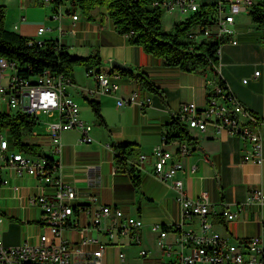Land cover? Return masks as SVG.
Returning a JSON list of instances; mask_svg holds the SVG:
<instances>
[{
	"label": "crops",
	"instance_id": "0c3cea01",
	"mask_svg": "<svg viewBox=\"0 0 264 264\" xmlns=\"http://www.w3.org/2000/svg\"><path fill=\"white\" fill-rule=\"evenodd\" d=\"M0 4L5 5L9 16H12L6 28L35 39L55 40L72 54L98 55L100 62L97 66L101 70L112 69L114 60L128 65L135 72L142 73L158 89L151 90L144 83L121 75L118 78L120 88L115 93L99 92L95 79L86 73L84 65L73 67L68 92L79 104L80 117L91 124L93 139L82 141L76 128L62 132L60 175L77 190L75 206H88V196L93 194L97 197L95 205L119 206L132 216L143 219V225L137 229L141 241L134 243L129 235L109 239L104 231L108 221L94 225L87 212L75 209V223L62 232L66 239L80 248L73 256L75 264H83L82 261L92 256V251L97 248L93 240L81 243L83 239L90 238L106 243L102 255L106 264H154L152 258L176 259L180 252L176 239L192 223L185 221L183 227L175 225L181 216L177 192L172 181H164L154 175L153 147L161 142L162 134L172 121V114L180 113L184 102L205 103L212 83L217 81L214 71L200 74L166 64L164 57L131 43L129 34L120 33L105 6L94 8L91 18L77 11L78 17L74 19L68 3L54 7L53 3H44L43 0H0ZM58 8L62 12L54 17L53 13ZM40 26L45 29L38 34ZM233 26L237 42L227 40L220 44L219 69L221 77L246 109L263 122L248 124L260 130L264 154V42L261 41V30L247 12L237 14ZM256 70H259L257 75L254 73ZM244 78H247L246 82ZM7 81V75L0 77V83ZM132 91L137 92L139 99L148 102L143 106L137 101L118 103ZM87 98L99 102L105 123L99 121ZM15 110L0 100V111L9 113ZM56 117V113L41 115L26 138L39 145L44 154L51 152L46 126ZM187 132L192 138L183 139L190 147L188 155L178 154L180 139H173L164 145L183 163V169L176 176L183 180L186 193L194 198L204 191L207 193L210 207L218 211L210 213L209 218L221 234L230 240L262 235L260 244L264 248V202L237 208V203L245 200L250 188L264 189V163L243 160L251 145L239 136L215 131L211 127L205 130L187 127ZM1 133L13 141L8 129H2ZM113 142L137 143L139 155H146L143 160L138 156L135 162L140 173L139 188L134 186L129 173L116 169ZM52 189L34 175L18 174L13 166L0 160V235L5 244L38 240L44 231V215L41 207L31 198ZM224 206L236 212L234 218L228 219L219 212ZM156 222L167 231L163 240L171 245L170 254L157 242L159 232L152 229ZM142 248L148 250L151 260L140 256ZM118 251L125 253L123 260L118 258Z\"/></svg>",
	"mask_w": 264,
	"mask_h": 264
},
{
	"label": "built area",
	"instance_id": "2783aa9c",
	"mask_svg": "<svg viewBox=\"0 0 264 264\" xmlns=\"http://www.w3.org/2000/svg\"><path fill=\"white\" fill-rule=\"evenodd\" d=\"M52 3V0H43ZM253 0H217L216 10L209 22L197 23L188 31L192 40L216 39L220 42H237L234 21L237 14L247 12ZM153 4L160 5L163 10H178L190 15L201 4L197 0H154ZM74 19L78 17L76 4L68 3ZM62 10L58 8L53 13L58 17ZM184 19V18H182ZM45 27L38 28V34ZM39 43L43 39H36ZM221 44V43H220ZM220 46V45H219ZM219 47L217 48V56ZM213 71L217 81L212 83L206 101L199 105L195 101L184 102L180 108V117L187 127L205 130L208 127L215 131H226L249 141L251 149L244 153L243 160L259 164L264 163L263 137L259 129H253L248 122L262 124L261 119L250 112L231 89L229 84L221 77L219 64L213 63ZM97 83V91L115 93L120 84L118 78L121 74L115 70H101L94 66L86 69ZM255 75L259 74L256 70ZM7 75V83H0V100L5 101L11 109H23L36 117L38 122L41 115L57 114L56 119L47 123L46 129L49 137L51 152L36 155L19 149L13 141L5 137L0 130V160L13 166L18 174L29 173L45 185L51 186L50 192L44 191L31 198L42 209L44 231L40 233L36 242L24 241L15 245H7L0 235V264H75L73 256L80 251L79 246L66 239L62 232L75 223L73 217L75 209L85 211L90 215L91 223L100 224L108 221L104 231L109 239L117 236L129 235L132 242L139 243L141 236L137 229L143 225V219L132 216L122 207L102 204L95 205L96 195L88 196V206L85 204L75 206L77 198L76 188L67 183L60 175V155L62 149L61 135L64 130L76 128L80 131L82 141H92L90 123L84 121L80 115V107L73 96L68 92L72 78L64 74H54L47 69L33 78L23 77L16 72V62L0 56V77ZM244 82L247 78L243 79ZM138 102L141 106L148 100L139 99L137 92L132 91L127 98L118 100L119 104ZM165 133L161 142L153 147L154 164L153 173L164 181H172L177 192V199L181 207L180 219L176 221L177 227H183L185 221L192 223L184 229L176 239L180 246L179 256L174 259L163 257L152 258L154 264H264V248L261 246L262 235H254L245 239L230 240L213 227L209 218L212 212H218L210 207L207 193L204 191L199 197L189 196L184 182L178 178L177 172L183 169L180 158H176L165 148ZM177 152L185 156L190 153L186 140L179 142ZM145 154H140L143 160ZM6 182V180H5ZM264 202V189L252 187L249 189L244 201L237 203L241 209L244 204ZM228 219L235 217L236 212L229 207L219 211ZM152 229L159 232L158 244L170 254V244L164 242L167 234L164 226L153 223ZM1 233V231H0ZM264 236V232H263ZM95 241L97 248L92 256L85 258L83 264H106L102 255L106 243L97 239H83L81 243ZM140 256L151 260L146 249H140ZM118 258L123 260L125 253L118 251Z\"/></svg>",
	"mask_w": 264,
	"mask_h": 264
},
{
	"label": "trees",
	"instance_id": "16d2710c",
	"mask_svg": "<svg viewBox=\"0 0 264 264\" xmlns=\"http://www.w3.org/2000/svg\"><path fill=\"white\" fill-rule=\"evenodd\" d=\"M154 0H52L54 7L64 3L76 4L77 10L86 17H92V10L105 6L112 18L115 28L120 33L129 34V41L141 45L144 50L162 56L166 64L178 66L184 70L206 74L213 70V63L219 62L216 54L220 41L216 39L192 40L188 31L197 23L209 22L216 10V1L201 2L200 7L184 19L175 20L171 27L165 29L162 24L163 8L153 4ZM247 14L261 30L264 42V0H253ZM6 6L0 4V56L16 62L18 75L33 78L47 69L54 74H64L72 78L74 65H84L86 69L98 67V55L79 56L70 53L57 41L45 39L39 43L35 38L20 34L5 27ZM99 68V67H98ZM121 75L144 83L149 89L157 90L145 79L142 73L125 65L113 68ZM92 110L105 123L100 112L99 102L87 98ZM36 117L23 109L14 112L0 111V130L8 129L15 145L26 152L44 155L39 145L27 141V137L36 125ZM191 140L187 126L179 113L172 114V121L165 131V140ZM114 164L116 169L129 173L135 187H140V173L135 165L139 156V147L134 142H113Z\"/></svg>",
	"mask_w": 264,
	"mask_h": 264
},
{
	"label": "rangeland",
	"instance_id": "374dc122",
	"mask_svg": "<svg viewBox=\"0 0 264 264\" xmlns=\"http://www.w3.org/2000/svg\"><path fill=\"white\" fill-rule=\"evenodd\" d=\"M197 1L198 2L199 1H201V2H211V1H217V0H197ZM187 16H188L187 14L181 13L178 10H174V11H171V12L170 11L163 10V14H162V24H163V27L165 29H168V28L171 27L172 23L175 20L182 19V18H185ZM11 19H12V16H9L8 9L6 8L5 25H6V23L9 25Z\"/></svg>",
	"mask_w": 264,
	"mask_h": 264
},
{
	"label": "water",
	"instance_id": "95a60500",
	"mask_svg": "<svg viewBox=\"0 0 264 264\" xmlns=\"http://www.w3.org/2000/svg\"><path fill=\"white\" fill-rule=\"evenodd\" d=\"M112 67L113 68H122V67H124L125 65H123V64H121V63H119L118 61H112Z\"/></svg>",
	"mask_w": 264,
	"mask_h": 264
}]
</instances>
